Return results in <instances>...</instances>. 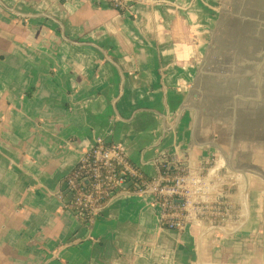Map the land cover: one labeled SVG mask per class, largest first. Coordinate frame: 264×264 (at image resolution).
Here are the masks:
<instances>
[{"label":"crops","instance_id":"crops-1","mask_svg":"<svg viewBox=\"0 0 264 264\" xmlns=\"http://www.w3.org/2000/svg\"><path fill=\"white\" fill-rule=\"evenodd\" d=\"M155 1L128 18L99 0H0V264H178L151 193H118L92 221L63 199L99 140L151 179L174 153L182 86Z\"/></svg>","mask_w":264,"mask_h":264},{"label":"water","instance_id":"water-1","mask_svg":"<svg viewBox=\"0 0 264 264\" xmlns=\"http://www.w3.org/2000/svg\"><path fill=\"white\" fill-rule=\"evenodd\" d=\"M167 2L182 86L167 157L178 264H264V0Z\"/></svg>","mask_w":264,"mask_h":264},{"label":"built area","instance_id":"built-area-1","mask_svg":"<svg viewBox=\"0 0 264 264\" xmlns=\"http://www.w3.org/2000/svg\"><path fill=\"white\" fill-rule=\"evenodd\" d=\"M99 1L122 12L130 13L132 10L127 0ZM160 165L158 176L153 179L155 183L140 180L143 172L120 148L106 146L103 140H99L96 147L81 161L79 168L64 179L63 199L70 210L84 218L86 215H96L104 207V202L120 192H127L135 183L142 186L141 192L154 193L164 198L168 196V188L162 187L160 182L167 181L168 174L161 171Z\"/></svg>","mask_w":264,"mask_h":264},{"label":"bare ground","instance_id":"bare-ground-1","mask_svg":"<svg viewBox=\"0 0 264 264\" xmlns=\"http://www.w3.org/2000/svg\"><path fill=\"white\" fill-rule=\"evenodd\" d=\"M142 1L143 0H127L126 3L130 6V8L132 10H134V9H136L137 6H139L142 3ZM150 2H151V0H150ZM152 6L154 8L155 13L158 14V17H159L160 21H162L164 19L163 16L165 17V20L167 19V17L169 18L170 7L168 5L167 0H156L155 2H152ZM111 8H113V7L111 6ZM160 9L162 10L163 14L159 13ZM116 11L119 12L120 14L124 15L125 17L130 18V15H128V13L122 12L120 10H116ZM155 16L157 17V15H155ZM166 22H167V20H166ZM181 26H182L183 29H185V25H181ZM160 28H161L160 24L155 23V32L159 33V36L162 38V40L164 38H168L169 37L168 39L170 40V43H169L170 45H171V43H174L175 46L178 45L177 42H175L173 40L174 34H172L169 31H167L164 34L161 31ZM188 43H189V41L186 40V41L183 42V46L179 45L180 51L178 53L182 52V48L189 49ZM163 54L167 55L166 51ZM152 183H155V182L153 181ZM160 183H161L162 187L168 188V196H166L164 198H161L159 196L157 197L154 193H151V194L155 196L156 201L160 204V206L162 208L161 227L168 231V227H166V224L169 223L170 217H171V212H172V205H173V199H172V195H171L172 187H171V183H170L168 177H167V181L164 180V181H161ZM123 192H126V191H123ZM139 192H141V191H139ZM143 192H146V191H143ZM112 198H114V196L109 198L108 201H110ZM164 206H166L165 211L163 209ZM192 259H193V257H192Z\"/></svg>","mask_w":264,"mask_h":264},{"label":"trees","instance_id":"trees-1","mask_svg":"<svg viewBox=\"0 0 264 264\" xmlns=\"http://www.w3.org/2000/svg\"><path fill=\"white\" fill-rule=\"evenodd\" d=\"M166 159H167V157L165 158L164 162H162L161 165H160V169H161V171H163L164 173H167ZM79 166H80V164H79L74 170L78 169ZM74 170H73V171H74ZM140 180H144V181H148V182H153V179L147 177L144 173H141V178H140ZM141 187H142V186H140L139 184L135 183L134 185H132V186L127 190V192H130V193H137V192L140 191ZM108 202H109V201L104 202L103 205L106 206V204H107ZM87 219H88L89 221H92V220H93L92 216H89Z\"/></svg>","mask_w":264,"mask_h":264},{"label":"rangeland","instance_id":"rangeland-1","mask_svg":"<svg viewBox=\"0 0 264 264\" xmlns=\"http://www.w3.org/2000/svg\"><path fill=\"white\" fill-rule=\"evenodd\" d=\"M116 195H117V194H116ZM116 195H114V197H115ZM155 195L158 197L157 194H155ZM161 203H162V202H161ZM165 208H166V206L163 207L164 211H165ZM101 210H102V209H101ZM101 210H100V211H101ZM100 211H99V212H100ZM164 211H163V212H164ZM99 212H98V213H99ZM74 213H75V212H74ZM98 213H97L96 215H93V214H92V215H86V216L83 218V220H86L89 216H92V218H93V220H94L95 216H97ZM75 214H76V213H75ZM77 215L79 216V214H77Z\"/></svg>","mask_w":264,"mask_h":264},{"label":"flooded vegetation","instance_id":"flooded-vegetation-1","mask_svg":"<svg viewBox=\"0 0 264 264\" xmlns=\"http://www.w3.org/2000/svg\"><path fill=\"white\" fill-rule=\"evenodd\" d=\"M100 3H103V2H100ZM103 4H105V3H103ZM106 5H108V4H106ZM110 8H111V6L110 5H108ZM112 9H114V8H112ZM115 10V9H114Z\"/></svg>","mask_w":264,"mask_h":264}]
</instances>
